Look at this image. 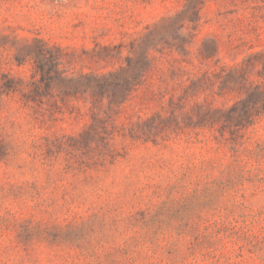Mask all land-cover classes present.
<instances>
[{
  "label": "rangeland",
  "instance_id": "rangeland-1",
  "mask_svg": "<svg viewBox=\"0 0 264 264\" xmlns=\"http://www.w3.org/2000/svg\"><path fill=\"white\" fill-rule=\"evenodd\" d=\"M0 264H264V0H0Z\"/></svg>",
  "mask_w": 264,
  "mask_h": 264
}]
</instances>
